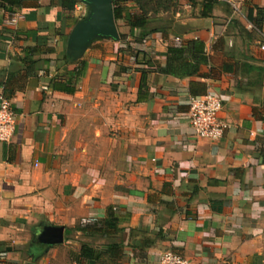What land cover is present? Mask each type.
I'll list each match as a JSON object with an SVG mask.
<instances>
[{
  "label": "crops",
  "instance_id": "crops-1",
  "mask_svg": "<svg viewBox=\"0 0 264 264\" xmlns=\"http://www.w3.org/2000/svg\"><path fill=\"white\" fill-rule=\"evenodd\" d=\"M234 1L237 11L217 2L204 18L205 0H177L133 31L126 20L139 11L127 1L116 22L124 39L96 42L66 63L67 39L86 11L79 0L72 11L61 0H0V96L11 93L15 113L12 139L0 142V264H20L47 226L64 228L61 245L81 250L68 237H83L77 228L108 210L126 242L153 241L146 260L126 247L116 264H157L169 251L189 264H264V120L254 117L264 114V86L241 71L243 63L264 68V20L257 37L241 33L256 29L248 15L264 16V0ZM154 27L165 36L149 34ZM176 38L205 45L208 78L156 72ZM197 84L222 100L230 128L217 142L191 130Z\"/></svg>",
  "mask_w": 264,
  "mask_h": 264
},
{
  "label": "trees",
  "instance_id": "trees-1",
  "mask_svg": "<svg viewBox=\"0 0 264 264\" xmlns=\"http://www.w3.org/2000/svg\"><path fill=\"white\" fill-rule=\"evenodd\" d=\"M127 1H132L139 11V14L131 16L126 20L132 31L135 29H147L152 19H155L160 14L171 13L177 6V0H112L115 22L123 19L121 4ZM77 3L78 0H61L62 7L69 11H72ZM216 3V0H205V8L201 16L204 18L210 17ZM248 20L256 29L251 33H247L244 29L241 33L251 39L257 37V34L259 35L264 16L261 14V11L258 10L255 17L250 13L248 15ZM156 32H161L165 36L164 30L161 27H154L148 31L149 34ZM144 36H146V34H143L142 39ZM119 38L123 40L124 36L120 35ZM63 60L66 63L71 62V59L67 55H64ZM147 65L153 67L150 62H147ZM206 65H208V56L206 54L205 45L201 41L191 40L185 43L175 41L173 45L167 48L164 67L156 69V72L176 79L191 77L208 78V75L203 74L201 71V68ZM85 69L86 64L84 62L79 63L76 71H74L70 77H73L77 82L83 76ZM231 69L232 68L226 66L224 71ZM241 71L242 74L251 76L248 79L250 86H264V68L254 66L250 63H243ZM141 88L143 89L144 85H142ZM205 94L206 86L204 84H197L196 87L190 88V95L192 97L204 96ZM4 97L9 99L11 93H5ZM257 114L261 116V120H264L262 111L254 110V117ZM77 231H79L85 239L92 242L104 241V244L100 246L101 249L99 250L90 247V244H82L81 250H79L75 259L76 264H81V260L85 261L87 264H91L92 262L96 263L102 257L106 258L111 264H116L122 258L126 247L132 249L140 260H146V250L153 244V241L146 238V236L141 237L137 243L126 242L125 231L118 228L117 219L114 217L111 210L107 211L106 217L103 220L82 224L77 228ZM131 237H134L133 231L129 233V238Z\"/></svg>",
  "mask_w": 264,
  "mask_h": 264
},
{
  "label": "built area",
  "instance_id": "built-area-1",
  "mask_svg": "<svg viewBox=\"0 0 264 264\" xmlns=\"http://www.w3.org/2000/svg\"><path fill=\"white\" fill-rule=\"evenodd\" d=\"M226 3L237 11L234 0H216ZM81 10V8H78ZM250 28V26H249ZM179 42V39L175 40ZM264 52V45L260 46ZM223 109L222 100L207 93L204 96L190 97L188 101L189 124L197 139L217 142L221 140L225 132L230 128L229 124L221 117ZM15 113L11 102L4 96H0V142H10L14 134ZM157 264H189L188 260L177 253L165 252L158 259Z\"/></svg>",
  "mask_w": 264,
  "mask_h": 264
},
{
  "label": "water",
  "instance_id": "water-1",
  "mask_svg": "<svg viewBox=\"0 0 264 264\" xmlns=\"http://www.w3.org/2000/svg\"><path fill=\"white\" fill-rule=\"evenodd\" d=\"M86 8L72 29L66 43V55L77 62L96 42L119 40V33L113 15L112 0H79ZM34 241L41 243L47 252L51 247L64 242V228L47 226L35 235Z\"/></svg>",
  "mask_w": 264,
  "mask_h": 264
},
{
  "label": "rangeland",
  "instance_id": "rangeland-1",
  "mask_svg": "<svg viewBox=\"0 0 264 264\" xmlns=\"http://www.w3.org/2000/svg\"><path fill=\"white\" fill-rule=\"evenodd\" d=\"M68 239L76 242L77 247L80 244L84 243L93 246H102L104 244V241L92 242L88 239H85L84 237H80L79 239L75 240L74 236H72L68 237ZM69 247H71V245H61L58 247H54L45 253H40L34 256L32 255L30 250H24V252H22L20 256V264H40L42 262L43 264H76L75 259L77 254L79 253V250L67 249Z\"/></svg>",
  "mask_w": 264,
  "mask_h": 264
},
{
  "label": "flooded vegetation",
  "instance_id": "flooded-vegetation-1",
  "mask_svg": "<svg viewBox=\"0 0 264 264\" xmlns=\"http://www.w3.org/2000/svg\"><path fill=\"white\" fill-rule=\"evenodd\" d=\"M34 245V250H30L32 255H36V254H40V253H43L45 250H42L44 249L45 247L41 244V243H37L36 241H34L32 243Z\"/></svg>",
  "mask_w": 264,
  "mask_h": 264
}]
</instances>
